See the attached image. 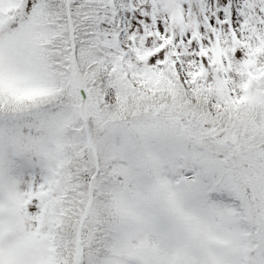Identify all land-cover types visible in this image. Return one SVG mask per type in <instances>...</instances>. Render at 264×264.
<instances>
[{"label":"snow or ice","instance_id":"obj_1","mask_svg":"<svg viewBox=\"0 0 264 264\" xmlns=\"http://www.w3.org/2000/svg\"><path fill=\"white\" fill-rule=\"evenodd\" d=\"M0 264H264V0H0Z\"/></svg>","mask_w":264,"mask_h":264}]
</instances>
